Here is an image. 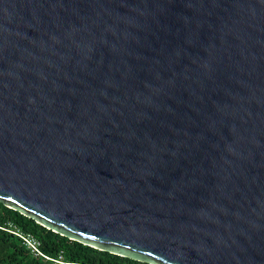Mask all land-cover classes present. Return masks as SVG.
I'll use <instances>...</instances> for the list:
<instances>
[{"label": "water", "instance_id": "1", "mask_svg": "<svg viewBox=\"0 0 264 264\" xmlns=\"http://www.w3.org/2000/svg\"><path fill=\"white\" fill-rule=\"evenodd\" d=\"M0 201L148 264H264V0H0Z\"/></svg>", "mask_w": 264, "mask_h": 264}, {"label": "trees", "instance_id": "2", "mask_svg": "<svg viewBox=\"0 0 264 264\" xmlns=\"http://www.w3.org/2000/svg\"><path fill=\"white\" fill-rule=\"evenodd\" d=\"M14 232L35 237L52 260L37 257ZM61 255L69 264H148L72 240L0 201V264H56Z\"/></svg>", "mask_w": 264, "mask_h": 264}, {"label": "built area", "instance_id": "3", "mask_svg": "<svg viewBox=\"0 0 264 264\" xmlns=\"http://www.w3.org/2000/svg\"><path fill=\"white\" fill-rule=\"evenodd\" d=\"M14 234L20 236L28 248L32 250V252L37 256V257H45L48 260H52L50 257L45 256L41 250H40V245L41 243L33 236L31 235H25L19 232H14ZM56 264H69L64 261L63 255H61L58 259L54 260Z\"/></svg>", "mask_w": 264, "mask_h": 264}]
</instances>
